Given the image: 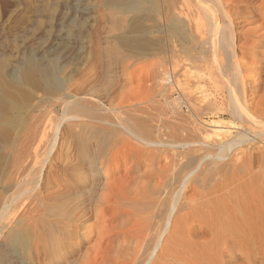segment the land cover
I'll return each mask as SVG.
<instances>
[{
	"label": "rangeland",
	"instance_id": "obj_1",
	"mask_svg": "<svg viewBox=\"0 0 264 264\" xmlns=\"http://www.w3.org/2000/svg\"><path fill=\"white\" fill-rule=\"evenodd\" d=\"M163 8V0H0V264H38L43 238L48 244L46 264H67L64 254L52 255L50 244L55 234L54 195L62 194L64 206L74 196L66 182L72 152L87 157L98 193L108 184L120 190L129 177L151 168H158L151 173L162 170L164 156L174 153L170 147L144 144L122 124L148 140H186L198 133L200 121L190 105L204 106L201 95L212 100L201 111L231 120L226 109L216 113L223 101L222 79L212 62L196 58L206 49L193 29L195 17L191 26L185 15ZM248 59H243L244 68L250 67ZM166 68L174 71L189 104L184 99V106L178 104V90L165 85ZM57 127L55 152L48 156ZM36 128L45 137L41 141L36 136L32 144ZM182 162L186 158L175 167L157 213L159 225L165 208L184 192L180 181L187 165ZM94 218L90 213L87 224ZM108 218L109 213L100 217L73 264L98 263L109 235Z\"/></svg>",
	"mask_w": 264,
	"mask_h": 264
},
{
	"label": "bare ground",
	"instance_id": "obj_2",
	"mask_svg": "<svg viewBox=\"0 0 264 264\" xmlns=\"http://www.w3.org/2000/svg\"><path fill=\"white\" fill-rule=\"evenodd\" d=\"M163 7L166 13L185 15L189 24L195 17L193 29L206 49L195 57L212 62L215 75L222 79L223 101L216 113L226 109L231 120L222 121L213 116L215 112L201 111L212 101L201 95L204 106L190 105L200 121L195 129L198 133L192 134L194 130L188 127L192 135L186 140L168 144L152 141L122 124L126 132L148 146L174 149L164 156L167 162L162 170L151 173L158 168L147 172L146 167L140 175L129 177L122 190L108 184L98 193L87 157L72 152L66 188L74 196L64 206L62 194L54 195L51 253L64 254L65 262L73 264L100 217L109 213V235L97 264H264V0H163ZM246 56L250 59L248 68L243 65ZM194 75L201 78L197 72ZM163 80L178 90L174 101L183 106V99L190 103L173 70L166 68ZM183 83L187 84L186 78ZM203 114L208 116L201 118ZM58 129L48 156L55 152ZM38 131L36 128L30 143H36L37 137L43 141L45 133L40 136ZM180 148L190 149L180 152ZM190 151L196 154L190 156ZM183 157L187 171L182 169L180 185L184 192L165 208L164 223L159 225L162 221L158 223L157 213ZM82 187H87L86 191L76 195ZM90 213L95 214V221L88 225ZM46 243L43 238L38 246V264H46Z\"/></svg>",
	"mask_w": 264,
	"mask_h": 264
}]
</instances>
